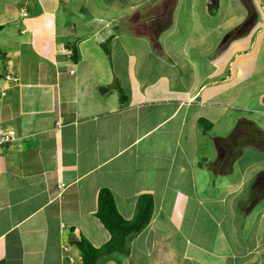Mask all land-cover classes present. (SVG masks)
<instances>
[{
    "label": "crops",
    "instance_id": "crops-1",
    "mask_svg": "<svg viewBox=\"0 0 264 264\" xmlns=\"http://www.w3.org/2000/svg\"><path fill=\"white\" fill-rule=\"evenodd\" d=\"M169 1L0 0V129L16 135L0 148V264H82L74 241L110 239L103 188L127 220L140 195L155 207L129 253L98 264H264V197L248 205L264 169L230 178L245 147L227 169L210 149L229 111L264 113V0L224 49L197 13L179 36L176 0L161 30ZM239 118L225 143L259 128Z\"/></svg>",
    "mask_w": 264,
    "mask_h": 264
},
{
    "label": "trees",
    "instance_id": "trees-1",
    "mask_svg": "<svg viewBox=\"0 0 264 264\" xmlns=\"http://www.w3.org/2000/svg\"><path fill=\"white\" fill-rule=\"evenodd\" d=\"M244 3L249 9V17L246 23L242 24L230 36H226L220 46V49H224L228 46L227 40L229 37L233 40L238 36L244 35L250 28L252 21L255 20L256 13L251 2H249V0H244ZM173 5L174 0H171L165 7V14L168 12L169 18L165 22V25L160 28L161 30L167 29L171 23ZM152 37L156 40V34L154 31H152ZM103 48L107 52L109 51L106 45H103ZM72 52L73 58L76 60L77 50L75 47ZM117 87L121 100L124 101L125 96L123 90L120 86ZM198 123L206 131L211 130L213 127V125L204 118L199 119ZM243 135L244 137L242 140L240 139L241 135L239 134L237 137H234L230 143H225L224 141L217 142L220 153L221 168L227 169L231 166L235 159L240 155L241 147L253 146L264 151V133H262L258 128L255 127L252 134L244 133ZM231 147H238V150L236 152H232L230 150ZM263 197L264 170L259 172L253 184L252 195L248 203L249 207L256 205ZM154 207L155 202L152 195H140L136 202L133 218L127 220L119 212L113 193L107 188L101 189L98 194V207L95 215L109 232L110 239L101 247H94L86 238L82 236L78 240L74 241L73 245H75L81 252L82 264H98L101 260L116 253L127 255L129 253V238L139 234L150 224L154 213Z\"/></svg>",
    "mask_w": 264,
    "mask_h": 264
},
{
    "label": "rangeland",
    "instance_id": "rangeland-1",
    "mask_svg": "<svg viewBox=\"0 0 264 264\" xmlns=\"http://www.w3.org/2000/svg\"><path fill=\"white\" fill-rule=\"evenodd\" d=\"M221 6L218 12L215 15H209L206 13V4L208 0H176V4H179V13L182 18V23H181V31L179 33V36L182 38H186L190 30L193 26V23L195 22V18L197 16L195 13L199 14L200 17H202L204 20H210L209 22H206L205 29L206 33L209 34L210 40L209 42L212 43V45L215 44V42L218 40L219 37L224 36L226 33V36H230L234 31H236L242 24L246 23L244 19H248L247 15V10L241 5L242 2L240 0H221ZM252 1V6L255 5L254 10L255 13L256 11L261 12L262 8L257 7V0H249V2ZM262 3V2H261ZM173 7V6H172ZM194 7V8H193ZM193 8L191 11L190 9ZM194 14V15H193ZM193 15V17H191ZM169 13L167 12L165 14V18L168 20ZM255 18L257 16L255 15ZM200 33V31H199ZM225 36V37H226ZM237 38V37H236ZM235 38V39H236ZM225 39V38H224ZM222 39V43L224 41ZM234 40V39H233ZM229 37L227 42L228 46L230 43L233 41ZM226 41V40H225ZM264 62V57L263 61H261L260 64ZM246 110V108L243 110H238V111H229V113H232V116L234 118H227V126L226 129H228L227 132H224V126H220V129H215L213 130V134L210 133V135H216L220 136L221 138L217 141H225L226 138H228L229 135H231V132L233 131V124L235 121L241 119L239 118L240 116L245 117L243 119H247L249 121H253L258 125V129L264 133V113L263 112H258L255 110L254 112ZM229 114V115H230ZM238 117V118H236ZM231 128V129H230ZM218 133V134H217ZM217 146L215 143L210 144V149L212 151H217ZM260 167V169H264V151H257L255 148L253 149L252 147L248 146L245 147V155L242 157V159L235 164V170L232 175H230V178H241L242 173L245 174L246 177L249 176V173L254 171L253 169H256ZM259 169V168H258Z\"/></svg>",
    "mask_w": 264,
    "mask_h": 264
},
{
    "label": "built area",
    "instance_id": "built-area-1",
    "mask_svg": "<svg viewBox=\"0 0 264 264\" xmlns=\"http://www.w3.org/2000/svg\"><path fill=\"white\" fill-rule=\"evenodd\" d=\"M4 61V57L3 55L0 53V65L3 63ZM5 78L8 81H12V82H16L17 78L12 76L11 74H6ZM16 140V135L14 133V131L12 130H3L0 129V148L15 141ZM63 187V186H61Z\"/></svg>",
    "mask_w": 264,
    "mask_h": 264
},
{
    "label": "flooded vegetation",
    "instance_id": "flooded-vegetation-1",
    "mask_svg": "<svg viewBox=\"0 0 264 264\" xmlns=\"http://www.w3.org/2000/svg\"><path fill=\"white\" fill-rule=\"evenodd\" d=\"M212 3H214V1H212Z\"/></svg>",
    "mask_w": 264,
    "mask_h": 264
}]
</instances>
